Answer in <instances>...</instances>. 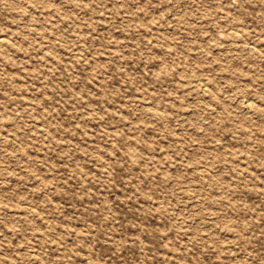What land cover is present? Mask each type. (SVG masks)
Returning a JSON list of instances; mask_svg holds the SVG:
<instances>
[{"label": "rangeland", "instance_id": "obj_1", "mask_svg": "<svg viewBox=\"0 0 264 264\" xmlns=\"http://www.w3.org/2000/svg\"><path fill=\"white\" fill-rule=\"evenodd\" d=\"M0 40V264H264V0H0Z\"/></svg>", "mask_w": 264, "mask_h": 264}, {"label": "bare ground", "instance_id": "obj_2", "mask_svg": "<svg viewBox=\"0 0 264 264\" xmlns=\"http://www.w3.org/2000/svg\"><path fill=\"white\" fill-rule=\"evenodd\" d=\"M0 44H2V45H4V41H1L0 40ZM199 86V85H198ZM204 89V88H203ZM207 90V89H206ZM204 92H205V90H203ZM207 92V91H206ZM203 93V92H202ZM249 103V102H248ZM247 103V108L249 109V110H251V109H253V107H254V105H253V107L250 105V104H248ZM254 110V109H253ZM248 111V110H247ZM249 112H252V111H249Z\"/></svg>", "mask_w": 264, "mask_h": 264}]
</instances>
